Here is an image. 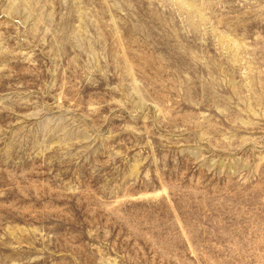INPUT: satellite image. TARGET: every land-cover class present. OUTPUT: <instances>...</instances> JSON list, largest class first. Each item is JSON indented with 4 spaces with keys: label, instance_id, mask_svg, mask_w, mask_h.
Returning <instances> with one entry per match:
<instances>
[{
    "label": "rangeland",
    "instance_id": "rangeland-1",
    "mask_svg": "<svg viewBox=\"0 0 264 264\" xmlns=\"http://www.w3.org/2000/svg\"><path fill=\"white\" fill-rule=\"evenodd\" d=\"M0 264H264V0H0Z\"/></svg>",
    "mask_w": 264,
    "mask_h": 264
}]
</instances>
